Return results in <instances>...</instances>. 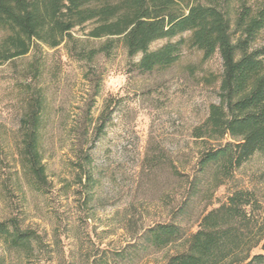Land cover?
<instances>
[{"label":"rangeland","instance_id":"rangeland-1","mask_svg":"<svg viewBox=\"0 0 264 264\" xmlns=\"http://www.w3.org/2000/svg\"><path fill=\"white\" fill-rule=\"evenodd\" d=\"M263 5H220L232 43L242 37L241 10ZM93 27L75 28L57 48L35 42L0 66V224L10 228L0 264H167L190 253L201 264H247L264 255V154L231 177L220 164L199 167L228 140L215 130L193 137L210 107L224 104L220 55L206 59L188 32L173 40H184L173 66L145 73L121 38L93 39ZM236 193L254 203L233 202ZM159 224L176 225L181 238L157 248L147 231ZM198 233L221 241L200 253Z\"/></svg>","mask_w":264,"mask_h":264},{"label":"trees","instance_id":"trees-1","mask_svg":"<svg viewBox=\"0 0 264 264\" xmlns=\"http://www.w3.org/2000/svg\"><path fill=\"white\" fill-rule=\"evenodd\" d=\"M100 0H0V66L27 55L35 42L49 48L59 47L75 28L88 23L94 27L89 37H119L130 57L140 56L141 72L167 69L178 60L184 40L192 33L193 45L206 59L219 54L223 62L222 105H212L205 123L193 131L203 139L211 130L228 140L206 151L199 160L200 170L220 164L225 177H231L256 154H264V44L257 42L264 31V5L254 14L241 10L238 28L242 37L234 44L229 34L226 14L220 5L229 0H120L118 4L93 6ZM167 42L151 50L154 42ZM108 48L101 51H107ZM96 54L92 52V57ZM34 132L26 143L29 163H38ZM39 171H36V174ZM235 203L253 204L250 193H236ZM10 228L0 224V236ZM157 248H164L181 238L173 224H159L147 231ZM28 235H18L24 242ZM193 250L208 254L219 241L215 235L198 233ZM195 254L176 255L167 264H201ZM247 264H264V255Z\"/></svg>","mask_w":264,"mask_h":264}]
</instances>
